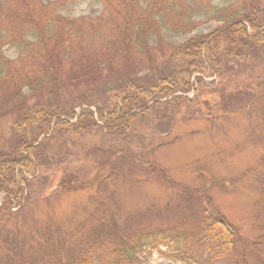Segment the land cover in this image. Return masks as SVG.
Wrapping results in <instances>:
<instances>
[{"label": "rangeland", "instance_id": "1", "mask_svg": "<svg viewBox=\"0 0 264 264\" xmlns=\"http://www.w3.org/2000/svg\"><path fill=\"white\" fill-rule=\"evenodd\" d=\"M23 5L29 6L28 14L33 11L38 18L44 10L53 19L59 18L61 22L58 26L53 25L52 33L63 34L68 39L71 34L80 35L79 30H82L80 33L84 35L78 39L80 42H77L74 59L79 64H82L81 61L87 63L84 68L91 72V77L96 78L99 74L101 86H119L126 79L121 74L107 76L109 60L105 62V56H102L101 48L98 47L105 41L111 45L110 37L114 38L115 35L106 34L102 20L112 8L108 0H24ZM160 7L164 11L153 21L162 25L163 29L158 25V33L153 32L156 36L152 35L145 49H135L137 62L134 60V63L142 64L144 68L151 64L148 57L152 52L154 57L159 58L164 54L165 59L173 62L171 64H177L179 60L170 58L173 45L179 48L194 34L216 33L224 24L244 16L255 20L264 18V0H146L141 2L138 13L142 17H149L152 8ZM165 12L171 15V29L165 26ZM112 18L118 25L124 24L122 16ZM27 20L31 21L33 17H27ZM40 26L38 24L37 29ZM192 26L193 31L188 32L187 28ZM42 29L46 31L44 26ZM48 33L44 32V35ZM34 40L25 37L15 44L6 42L3 45L5 61L17 67L22 47ZM256 51L257 60L252 65L240 66L242 70L237 77L231 74V70H226L227 75L216 80V90L210 93L204 88L200 91L197 97L200 105H196V111L204 108L201 115H185L184 106L180 113L173 114L170 105H161L146 114L147 117L138 128L139 137H130L129 143L124 145L116 142L118 154L98 152L94 158L99 162L104 159L111 161L116 166L114 173L107 168L103 169L102 176L98 174L92 167L96 160L92 163L91 156L78 171L81 173V185L78 183L75 190H71L68 185L67 191L62 187L71 178L66 177L71 169L68 163L62 162L46 173L51 176V187L43 195L23 202L19 208L18 204L12 206L13 216L1 214L0 209V255L3 258L6 255L3 245L9 235L14 234L12 238L16 240L31 237L41 245L40 256L37 252L25 253L20 258L15 257L11 263L1 260L3 264H81L78 260L85 257L86 250L93 244L91 240L95 231L99 230L94 212L117 210L116 223L104 226L105 239L96 243L97 247L105 248L108 246L106 239L114 227L117 233H127L123 235L127 236L141 226L171 228L189 223L194 214L189 207L191 196L195 197L196 202L206 201L208 212L218 215V220L227 222L237 233L235 252L225 259H214V264H234L237 261L242 264H264V44H259ZM113 56L117 57V62L123 68L131 67L132 63H127L119 54ZM232 63H235L232 68L237 70V60ZM25 69L29 70L28 67ZM146 72L140 71L139 76H144ZM16 83L14 78L0 81V87L4 88L0 90V107L2 103L8 105L6 117L0 121V147L9 146L7 142L11 138L14 121L23 116L26 106L31 107L33 104L14 99L9 105L8 93ZM236 89L252 93V104H242L231 112L216 107L205 110L212 103L222 107L236 101L237 97L230 94ZM26 91L24 88L23 92ZM99 99L100 94L96 100ZM110 140L102 133L86 137L72 136L61 147L56 144L54 151L67 161L81 163L83 160L79 156L83 154L82 146L101 145L104 149V146H110ZM145 161L148 164L150 162L152 167L145 166ZM157 173L183 183L195 194H184L166 185L157 178ZM104 198L110 200L108 205ZM3 201V193L0 192V208ZM18 221L24 223L19 224ZM44 223L49 228L38 229V225ZM19 229L22 232L20 234L16 233ZM59 235H62L61 239ZM62 239L63 243L57 241ZM202 250L199 247L198 253ZM173 253L176 251L163 248L162 252L147 255V260L149 264H198L175 259L171 256Z\"/></svg>", "mask_w": 264, "mask_h": 264}, {"label": "trees", "instance_id": "2", "mask_svg": "<svg viewBox=\"0 0 264 264\" xmlns=\"http://www.w3.org/2000/svg\"><path fill=\"white\" fill-rule=\"evenodd\" d=\"M145 1L108 0L112 8H109L110 14L102 20L106 26V34L115 35L114 38L110 37L111 45L105 41L98 47L101 48L102 56H105V62L109 60L107 76L115 77L121 74L126 78L121 85L116 84L109 88L99 84L101 79L99 74L96 78L91 77V72L84 68L87 63L81 61L82 64H79L74 59L77 42H80L78 39L84 35L80 33L82 30H79L80 35L71 34L72 37L67 39L63 34L52 33L51 29L58 26L61 21L59 18L53 19L48 11L44 10L38 18L33 11L31 14L27 13L29 6L23 5L24 0H0V27H2L0 81L13 78L17 80L12 91L8 93L9 105L14 99L23 103H33L31 107L23 106V116L14 121L11 138L7 142L9 146L0 147V192L4 196L0 208L1 214L8 215L7 217L13 216L15 213L11 212L12 206L18 204L19 208L23 202L43 195L51 187V176L46 173L62 162L68 163L67 166L71 169L69 175H66L67 179L71 178L62 188L68 191L66 187L70 185L71 190H75L78 183L79 186L81 185V173L78 171H81L89 157L92 156L90 159L93 163L98 152L118 154L116 148L119 146L116 142L119 141V144L124 145L129 143L130 137L135 135L139 137V126L143 124L146 114L156 107L168 104L171 112L178 114L184 106L185 115H201L204 108L196 111V105H200V102L197 103V97L201 90L205 88L211 93L218 85L216 80L227 75L226 70H231V74L237 77L242 70L240 66L252 65L257 60L256 48L259 44H264V18L255 20L244 16L245 19L232 20L224 24L216 33L194 34L179 48L173 45L170 58L179 60L177 64H171L173 62L165 59L164 54L159 58L154 57L152 52L148 57L151 64H148L147 68L142 64L136 65L135 49L144 50L154 35L153 32L158 33L157 28L160 24L153 20L164 11L163 7L152 8L149 17L140 16L138 11L141 2ZM25 15L33 17V20L28 21ZM112 16H122L124 24L118 25ZM165 18L166 28L171 29L169 26L171 15L168 12H165ZM38 24H41L40 29L44 26L46 31L37 29ZM186 24L189 26L188 23ZM160 27L163 29L162 25ZM179 28L185 27L179 26ZM193 29L194 26L187 28L188 32ZM44 32L49 33L44 35ZM25 37L35 40L22 47L16 62L17 67L9 64L8 60L5 61L3 45L6 42L15 44ZM221 49H223L222 53ZM159 53L162 54L161 51ZM117 54L127 63H132L131 67L123 68L119 65L117 57L113 56ZM236 60L237 70L232 68L235 66L232 61ZM162 61L164 62L160 64ZM14 67L17 68V73L13 72ZM79 69H82L80 73H76ZM143 70L147 72L144 76H139V72ZM18 81L19 85H17ZM24 88L27 89L26 93L23 92ZM0 90L4 88L0 87ZM99 94L100 99L96 100ZM230 94L237 97L236 101L222 107L220 104L212 103L206 106L205 110L210 111L216 107L221 108V111L231 112L242 104L253 102L254 95L247 91L236 89ZM7 106L2 103L0 107V121L1 118L6 117ZM98 133L109 137V140L111 138L110 146H104V149L101 145L82 146L83 154L79 156L83 160L81 163L67 161L59 156L60 153L54 151L56 144L61 147L72 136L86 137ZM89 149L92 150L91 153ZM104 160L100 162L96 160L93 169L101 176L105 171L103 169L107 168L114 173L113 169L116 166L111 164V161ZM144 164L152 167L150 162L148 164L145 161ZM157 178L179 192L195 194L183 183H177L167 175H159ZM109 201V199L105 201L106 205ZM189 202L190 211L194 213L189 223L185 222L171 228L141 226L127 236H123L127 233H117L114 227L106 239L108 246L105 248L97 247L96 243L105 239L104 226L116 223L117 210L94 212L99 230L95 231L91 240L93 244L86 250L85 257L78 261L81 264H149L147 255L156 251L162 252V249L166 248L176 251L171 256L182 262L214 264V259H225L234 253L238 243L234 228L224 220H218V215L210 214L206 201L199 203L195 201L194 196H191ZM41 228L48 229L49 225L45 223L38 225V229ZM16 233L22 232L19 229ZM13 235L5 239L3 248L6 255L4 258L0 255V264H3L1 260L11 263L15 257L20 258L25 253L37 252L36 254L40 256L41 245L35 243V240L20 236V240H16L12 238ZM59 237L61 239L62 235ZM63 240L57 241L63 243ZM199 247L205 252L202 250L198 253ZM234 264L242 263L237 261Z\"/></svg>", "mask_w": 264, "mask_h": 264}]
</instances>
